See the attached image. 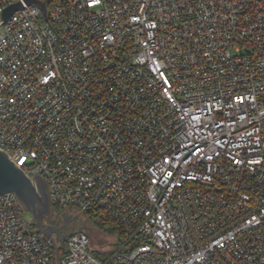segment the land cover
<instances>
[{
	"label": "built area",
	"instance_id": "1",
	"mask_svg": "<svg viewBox=\"0 0 264 264\" xmlns=\"http://www.w3.org/2000/svg\"><path fill=\"white\" fill-rule=\"evenodd\" d=\"M0 150L116 236L5 192L0 264H264V0H0Z\"/></svg>",
	"mask_w": 264,
	"mask_h": 264
},
{
	"label": "water",
	"instance_id": "2",
	"mask_svg": "<svg viewBox=\"0 0 264 264\" xmlns=\"http://www.w3.org/2000/svg\"><path fill=\"white\" fill-rule=\"evenodd\" d=\"M19 8L20 4L9 6L3 11V18H8ZM5 192H12L16 196L22 207L30 213L39 233L47 237L54 235L59 241V247H64L66 233L60 232V226L43 222L51 211L46 182L37 174L30 177L7 153L0 150V194Z\"/></svg>",
	"mask_w": 264,
	"mask_h": 264
},
{
	"label": "rangeland",
	"instance_id": "3",
	"mask_svg": "<svg viewBox=\"0 0 264 264\" xmlns=\"http://www.w3.org/2000/svg\"><path fill=\"white\" fill-rule=\"evenodd\" d=\"M23 215L26 219L32 218L30 213L26 211L24 208H23ZM65 216H67V219H65ZM43 222L45 224H55L57 226H60L61 233H66L64 229L66 226H69L67 232L68 231L70 232L77 229H83L86 225H88L86 217L73 210L67 213L54 212L53 210H51L50 214L44 219ZM88 227L93 231V235H92L93 246H95L96 244L98 245L103 244L106 249L113 251L115 238L113 239V237H110L109 235L104 234L100 230L93 228V226H88Z\"/></svg>",
	"mask_w": 264,
	"mask_h": 264
},
{
	"label": "trees",
	"instance_id": "4",
	"mask_svg": "<svg viewBox=\"0 0 264 264\" xmlns=\"http://www.w3.org/2000/svg\"><path fill=\"white\" fill-rule=\"evenodd\" d=\"M51 210L54 212H63L61 209L58 207L52 206ZM83 216L86 217L88 225H86L83 230L88 234L90 241H91V249L92 251L99 257V258H105L106 256L110 255L112 253V250L106 249L104 245H98L96 244L93 246L92 243V235L93 231L88 227V226H93V228L100 230L104 234L109 235L110 237H113V239L116 237L113 230L109 227V225L102 221L97 213L90 211L89 213H81ZM96 233V232H95ZM63 254V252H60V255Z\"/></svg>",
	"mask_w": 264,
	"mask_h": 264
},
{
	"label": "flooded vegetation",
	"instance_id": "5",
	"mask_svg": "<svg viewBox=\"0 0 264 264\" xmlns=\"http://www.w3.org/2000/svg\"><path fill=\"white\" fill-rule=\"evenodd\" d=\"M64 229H65L66 233L69 232V231L67 232V230L69 229V226H66ZM77 230H78V229H77ZM65 231H64V232H65ZM70 232H71V231H70Z\"/></svg>",
	"mask_w": 264,
	"mask_h": 264
},
{
	"label": "snow or ice",
	"instance_id": "6",
	"mask_svg": "<svg viewBox=\"0 0 264 264\" xmlns=\"http://www.w3.org/2000/svg\"><path fill=\"white\" fill-rule=\"evenodd\" d=\"M21 163H23V161H21Z\"/></svg>",
	"mask_w": 264,
	"mask_h": 264
}]
</instances>
